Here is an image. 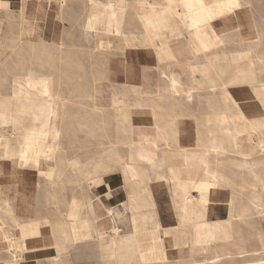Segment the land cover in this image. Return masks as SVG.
I'll use <instances>...</instances> for the list:
<instances>
[{
    "label": "rangeland",
    "instance_id": "rangeland-1",
    "mask_svg": "<svg viewBox=\"0 0 264 264\" xmlns=\"http://www.w3.org/2000/svg\"><path fill=\"white\" fill-rule=\"evenodd\" d=\"M0 264H264V0H0Z\"/></svg>",
    "mask_w": 264,
    "mask_h": 264
},
{
    "label": "bare ground",
    "instance_id": "bare-ground-1",
    "mask_svg": "<svg viewBox=\"0 0 264 264\" xmlns=\"http://www.w3.org/2000/svg\"><path fill=\"white\" fill-rule=\"evenodd\" d=\"M205 13L204 11H197L194 13L193 17H192V22H193V25H200L205 21ZM116 230V229H115Z\"/></svg>",
    "mask_w": 264,
    "mask_h": 264
},
{
    "label": "crops",
    "instance_id": "crops-1",
    "mask_svg": "<svg viewBox=\"0 0 264 264\" xmlns=\"http://www.w3.org/2000/svg\"><path fill=\"white\" fill-rule=\"evenodd\" d=\"M4 115V114H3ZM216 230V225L214 226V231ZM167 239V238H166ZM168 240V239H167Z\"/></svg>",
    "mask_w": 264,
    "mask_h": 264
}]
</instances>
